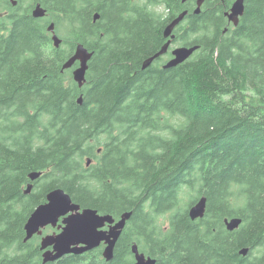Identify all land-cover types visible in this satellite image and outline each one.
<instances>
[{"label":"trees","instance_id":"16d2710c","mask_svg":"<svg viewBox=\"0 0 264 264\" xmlns=\"http://www.w3.org/2000/svg\"><path fill=\"white\" fill-rule=\"evenodd\" d=\"M235 1L204 0L197 14L194 0H0V264H44L25 223L56 188L133 215L113 260L101 245L46 264H132L134 243L156 264H264V0H244L230 26ZM184 11L171 47L199 49L165 69L170 47L144 69ZM80 43L94 52L83 87L62 71ZM201 196L206 215L192 220Z\"/></svg>","mask_w":264,"mask_h":264},{"label":"water","instance_id":"95a60500","mask_svg":"<svg viewBox=\"0 0 264 264\" xmlns=\"http://www.w3.org/2000/svg\"><path fill=\"white\" fill-rule=\"evenodd\" d=\"M13 5L18 4V0H8ZM187 2L188 0H182ZM204 0H197V8L195 12L199 14ZM244 0H236L230 11L226 13L230 22L237 26L241 17L245 13ZM48 11L41 3H38L32 10L34 18H43ZM188 14L187 11L182 12L175 18L164 30V36L168 39L167 43L155 55L151 56L144 62L143 68L146 69L156 59L161 58L168 53L172 40L175 35L174 29L184 20ZM95 16V20L98 19ZM52 33V40L55 47H60L62 39L55 32V24L52 22L48 27ZM199 49V45L195 46H178L171 50L173 57L164 64L165 69L176 67L187 61ZM94 52L90 51L84 44L80 43L76 46L74 54L65 62L63 69H73V78L79 85L83 87L86 82V74L89 68V62L93 58ZM82 103V97L79 98ZM88 160L87 165H90ZM42 171H34L29 174L30 183L25 189L26 194H30L34 189V182L42 176ZM207 197L201 196L189 208V216L192 220L202 219L207 212ZM133 212H124L119 219L111 214H100L94 208H82L80 204L73 201L72 196L63 188H56L47 193L46 202L38 205L31 213L25 223L24 242L30 241L34 236H42L40 249L42 251L43 263L55 262L65 255L83 254L92 251L101 245H104L103 256L107 261L114 258L115 247L122 236L129 219ZM226 227L230 231L237 230L241 224V218L226 219ZM48 226L57 228L59 231L44 235V229ZM249 248H242L240 254L246 256ZM132 253L134 254V262L132 264H156L157 259L146 255L139 249V245H132Z\"/></svg>","mask_w":264,"mask_h":264},{"label":"rangeland","instance_id":"374dc122","mask_svg":"<svg viewBox=\"0 0 264 264\" xmlns=\"http://www.w3.org/2000/svg\"><path fill=\"white\" fill-rule=\"evenodd\" d=\"M159 12H162V9H160V11ZM60 34V33H59ZM65 34V30H64V33L63 34H60L61 36H63ZM179 46V44L178 43H175V44H173V46L171 47V50L172 49H174V48H176V47H178ZM171 50H170V52H171ZM169 52V53H170ZM168 53V54H169ZM165 55L160 61H158V63L159 64H162V63H164L166 60H168L169 59V55ZM35 190H36V188H34ZM162 220L163 221H165V224L167 225L168 224V220H167V218H166V216H164V217H162ZM59 230L57 229V228H54V227H52V226H48V227H46L45 229H44V235L45 234H51V233H54V232H58ZM39 240H38V242H39V244H40V242H41V238H42V236H39ZM36 240V239H35Z\"/></svg>","mask_w":264,"mask_h":264},{"label":"flooded vegetation","instance_id":"af4514ba","mask_svg":"<svg viewBox=\"0 0 264 264\" xmlns=\"http://www.w3.org/2000/svg\"><path fill=\"white\" fill-rule=\"evenodd\" d=\"M196 3H197V0H194ZM185 3V2H183ZM231 8H229V11H230ZM228 24L231 26V25H234L233 22H230L229 19H228ZM226 32V31H225ZM161 62V61H160ZM101 152V149H99V153ZM93 160V159H92ZM91 160V162H92Z\"/></svg>","mask_w":264,"mask_h":264}]
</instances>
